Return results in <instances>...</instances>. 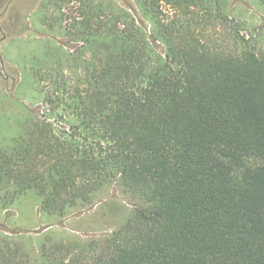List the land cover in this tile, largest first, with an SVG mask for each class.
Here are the masks:
<instances>
[{"label": "trees", "instance_id": "trees-1", "mask_svg": "<svg viewBox=\"0 0 264 264\" xmlns=\"http://www.w3.org/2000/svg\"><path fill=\"white\" fill-rule=\"evenodd\" d=\"M133 1L40 0L43 111L0 152L4 195L43 215L116 180L126 216L35 252L1 241L0 264H264V35L227 0Z\"/></svg>", "mask_w": 264, "mask_h": 264}, {"label": "rangeland", "instance_id": "rangeland-1", "mask_svg": "<svg viewBox=\"0 0 264 264\" xmlns=\"http://www.w3.org/2000/svg\"><path fill=\"white\" fill-rule=\"evenodd\" d=\"M116 2L123 7L138 9L133 0ZM37 3L38 0H0V152L10 149L14 141H22L23 122L28 117H38L43 111L41 96L36 92L29 72L31 59L35 60L45 46V32L39 24V14L33 12ZM164 10L169 11L167 7ZM226 10L244 21L248 28L264 35V3L259 0H227ZM158 51L162 52V49ZM115 181L92 195L90 205L98 203L94 208L89 210L90 205L86 203L69 210L62 218L43 215L39 211V197L34 192L13 198L4 195L0 188V242L8 241L28 252H35L39 241L49 236L64 237L67 233H75L87 239L94 236L104 238L128 212ZM112 198L116 200L111 201ZM49 224L54 225L43 234L35 233Z\"/></svg>", "mask_w": 264, "mask_h": 264}, {"label": "crops", "instance_id": "crops-1", "mask_svg": "<svg viewBox=\"0 0 264 264\" xmlns=\"http://www.w3.org/2000/svg\"><path fill=\"white\" fill-rule=\"evenodd\" d=\"M39 5H40V0H38V3L36 4V7H35V9L33 10V12H35V13H37V14H39L40 12H39ZM38 20H39V17H38ZM39 24H40V26H41V22L39 21Z\"/></svg>", "mask_w": 264, "mask_h": 264}, {"label": "flooded vegetation", "instance_id": "flooded-vegetation-1", "mask_svg": "<svg viewBox=\"0 0 264 264\" xmlns=\"http://www.w3.org/2000/svg\"><path fill=\"white\" fill-rule=\"evenodd\" d=\"M7 5H8V4H7ZM7 5H6V6H7Z\"/></svg>", "mask_w": 264, "mask_h": 264}]
</instances>
